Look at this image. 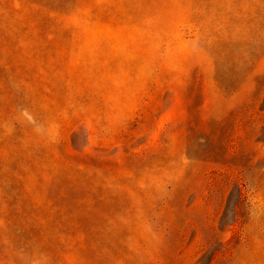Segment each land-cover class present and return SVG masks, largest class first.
Here are the masks:
<instances>
[{"label": "rangeland", "instance_id": "rangeland-1", "mask_svg": "<svg viewBox=\"0 0 264 264\" xmlns=\"http://www.w3.org/2000/svg\"><path fill=\"white\" fill-rule=\"evenodd\" d=\"M0 264H264V0H0Z\"/></svg>", "mask_w": 264, "mask_h": 264}]
</instances>
